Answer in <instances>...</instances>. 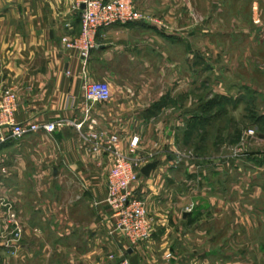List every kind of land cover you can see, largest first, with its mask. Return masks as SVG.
Segmentation results:
<instances>
[{"label": "crops", "instance_id": "1", "mask_svg": "<svg viewBox=\"0 0 264 264\" xmlns=\"http://www.w3.org/2000/svg\"><path fill=\"white\" fill-rule=\"evenodd\" d=\"M132 3L137 18L98 29L95 47L83 62L62 42L63 36L79 35L77 0H0V90H15L14 119L61 123L54 132L8 138L0 145V168L6 170L0 172V196L14 204L23 224L19 255L24 258L12 263L111 264L107 256L114 253L129 264H264V248H190V237L224 236L226 205L241 199L236 190L234 199L227 196L231 185L219 178V169L210 168L203 172L202 191L181 197L190 166L184 165L188 156L180 149L177 125L179 110L189 105L178 99L189 92L164 90L162 82L151 85L164 65L177 83L190 48L202 50L208 63L228 48L251 47L260 54L264 0ZM101 68L111 98L85 112L83 80L99 75ZM89 133H96L99 142L115 134L124 155L141 159L140 169L157 161L149 176L141 174L132 186L151 216L147 240L132 244L109 232L113 219L103 200L112 157L105 149L91 150ZM133 136L139 139L130 153ZM21 173L33 175L24 183ZM251 190L256 204L264 201V184ZM187 200L195 205L191 213L179 210Z\"/></svg>", "mask_w": 264, "mask_h": 264}, {"label": "rangeland", "instance_id": "2", "mask_svg": "<svg viewBox=\"0 0 264 264\" xmlns=\"http://www.w3.org/2000/svg\"><path fill=\"white\" fill-rule=\"evenodd\" d=\"M254 52L257 55L259 50L228 48L223 50L221 57L208 63L203 60L202 50L190 48L189 63L179 66L177 83L170 80L171 72L165 65L163 75H155L157 81L151 83L157 88L162 82L164 90L167 88L171 92H189V96L182 95L178 99V103L188 101L189 105L188 110H179L180 124L177 125L180 149L188 156L184 165L190 166L189 172L184 173L188 183L179 190L181 197L192 196L196 189L202 191L203 172L207 173L210 168L219 169V178L231 185V189L227 187L226 195L234 199L233 191L236 190L241 199L238 205L234 204L235 199L226 205L224 236L215 233L206 238L190 237V248H205L204 245L211 248H264V201L256 204L254 192H251L252 186L264 184V146L245 141L244 135L249 126H255L264 135V50L260 49L259 58ZM104 69L91 79L106 81L102 76ZM160 78L162 81L158 80ZM210 101L213 102L206 105ZM203 105L206 106L202 108ZM193 115L198 118L188 126L186 134V122L191 121ZM31 175L21 173L20 180L25 183ZM260 197L264 198V192ZM187 201L179 206V210L191 213L195 205ZM258 205L259 214L256 212ZM22 241L23 234L20 245ZM20 249L11 253L2 246L0 238L1 262L21 261L24 257L19 255Z\"/></svg>", "mask_w": 264, "mask_h": 264}, {"label": "built area", "instance_id": "3", "mask_svg": "<svg viewBox=\"0 0 264 264\" xmlns=\"http://www.w3.org/2000/svg\"><path fill=\"white\" fill-rule=\"evenodd\" d=\"M80 7V32L77 37H62L67 49L76 50L83 62L89 52L95 47L94 38L98 29L115 23H127L135 20L137 14L132 0H77ZM111 98L109 84L104 80L85 78L82 83V101L85 112H88L95 103H105ZM17 109L15 90L7 87L0 90V145L8 138L19 139L29 133L44 131L54 132L60 122L40 123L35 121L16 122L14 113ZM80 125V124H79ZM245 141L264 146V135L255 126H249L245 132ZM92 139L91 150L105 149L111 153V164L105 175V198L112 220L110 233H119L130 243L145 241L151 233V216L144 200L139 199L132 188L140 177V158H131L124 155L119 148L115 134L107 135L99 142L96 133H89ZM138 136H133L129 142V152L134 153L138 143ZM152 154L149 153L148 157ZM1 158V156H0ZM1 173H6L4 167ZM99 202L96 201L95 204ZM0 209L3 211V223L0 229L2 246L11 253H16L23 234V224L14 204L0 196ZM189 210L191 208H188ZM109 218V219H110ZM107 258L111 264H129L125 257H118L109 253Z\"/></svg>", "mask_w": 264, "mask_h": 264}, {"label": "water", "instance_id": "4", "mask_svg": "<svg viewBox=\"0 0 264 264\" xmlns=\"http://www.w3.org/2000/svg\"><path fill=\"white\" fill-rule=\"evenodd\" d=\"M81 7H83V4H81ZM157 165V161H151V162H147L146 164H144L141 169H140V173L143 176H149L150 172L152 169H154Z\"/></svg>", "mask_w": 264, "mask_h": 264}, {"label": "trees", "instance_id": "5", "mask_svg": "<svg viewBox=\"0 0 264 264\" xmlns=\"http://www.w3.org/2000/svg\"><path fill=\"white\" fill-rule=\"evenodd\" d=\"M214 101V100H213ZM213 101H210V102H208L206 105H210L211 104V102H213ZM206 105H203L202 106V108L203 107H205ZM192 117V119H191V121L189 120V122H188V124H187V132H186V134L188 133V131H189V129H188V126L189 125H193L194 123H195V121L197 120V118H198V115H193V116H191ZM193 121V122H192ZM192 122V123H191ZM262 133V132H261Z\"/></svg>", "mask_w": 264, "mask_h": 264}]
</instances>
